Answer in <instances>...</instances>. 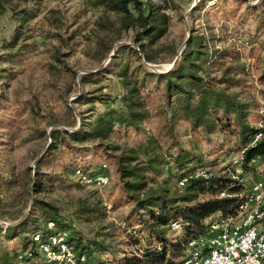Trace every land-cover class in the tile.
Instances as JSON below:
<instances>
[{
	"label": "rangeland",
	"instance_id": "obj_1",
	"mask_svg": "<svg viewBox=\"0 0 264 264\" xmlns=\"http://www.w3.org/2000/svg\"><path fill=\"white\" fill-rule=\"evenodd\" d=\"M94 1L0 0V264H17L16 253L32 248L27 242L30 233L43 231L50 215L58 220L56 232L65 230L89 251H105L95 252L90 264H126L130 259L132 264H149L143 257L145 247L150 243L149 249L161 248L142 224L147 212H135L134 201L123 192L125 180L118 165L119 157L132 156L136 149L138 162L121 167L156 168L148 161L157 157L156 146L148 157L138 146L153 137L165 149L159 81H146L142 97L151 117L142 132L116 127L106 139L81 145L68 144L63 137L57 143L51 139L54 129L76 131L108 106L120 107L125 85L117 71L124 62L107 65L120 45H129L138 54L125 60L128 74L140 62L146 64L144 54L155 71L165 72L189 37H203L204 51L212 55L206 71L216 81H234L217 87L236 95L246 107L245 121L261 130L258 134L264 139V0H196V4L142 0L145 12L168 3L174 7L165 10L170 17L166 34L143 52L133 42V29L125 28L117 14L94 8ZM194 4L198 11L189 17ZM22 10L36 16L23 21ZM109 45L113 49H107ZM102 69L106 70L97 74ZM179 141L190 152L186 168L169 163L160 175L146 173L136 181L143 187L131 196L179 198L185 190L177 187L178 177L194 167L209 169L214 178L238 182L242 194L256 179L264 180V160L254 163L253 171L242 172V146L234 134L182 136ZM76 168L104 172L109 184L82 185L74 177ZM169 227L162 229L167 263L182 264L186 253L182 231L174 233ZM8 229L13 232L7 233Z\"/></svg>",
	"mask_w": 264,
	"mask_h": 264
},
{
	"label": "trees",
	"instance_id": "obj_2",
	"mask_svg": "<svg viewBox=\"0 0 264 264\" xmlns=\"http://www.w3.org/2000/svg\"><path fill=\"white\" fill-rule=\"evenodd\" d=\"M92 6L102 7L120 16L124 20L125 28L133 29V42L139 45L138 48L142 52L148 45L154 44L166 34L170 17L165 10L174 9L168 3L163 6L149 7L145 12V3L142 0H95ZM196 11L198 9H193L189 17H195ZM21 14H23V21L34 19L36 16L27 10H22ZM110 47L112 45H109L107 49ZM204 47L203 37L192 35L186 41L178 60L171 69L165 72L155 71L151 64H148L151 59L144 54L146 64L139 60V66L130 74H128L129 68L125 60L129 56H138L137 52L126 44L116 47L107 65L111 67L124 62L123 67L117 71V77L125 85V92L119 100L120 107L112 109L108 106L104 112L96 116L92 123H85L76 131L54 129L51 133L54 143L63 137L68 144L81 145L87 141L106 139L116 127L142 132L144 123L151 117L142 97L146 81L156 80L161 83L164 101L160 113L163 114L161 115L164 117V125L160 131V137L164 140L165 149L158 139L153 137H149L146 143L138 146V151L142 152L144 157H148L152 153L151 148L156 146L155 151H159L157 157L153 156L148 159L149 162L156 164V168L151 169L147 165L146 169L135 166L121 167L123 163L138 162V155L135 156L136 149L131 151L132 156L118 159L119 173L121 179L125 180L123 181V192L131 201H134L135 212H147L148 219L142 224L148 235L154 236L155 241L161 244V248L149 249L150 243L145 247L143 257L149 264H168L167 244L163 239L162 229L169 226L171 222L180 223L185 245L188 239L205 233L206 219L215 214L234 215L243 201L238 182L213 176L208 180L190 181L185 188L181 189L185 190L184 195L170 201L153 196L138 199L130 195V193L141 190L143 185L136 181L144 179L146 173L160 175L161 168L169 163H173L180 169L186 168L191 156L190 152L182 147L180 137L195 135L207 137L229 132L237 136L242 146L240 165L242 172L253 171L255 166L253 164L264 160V139L253 143L254 137L262 131L245 121L246 107L238 101L236 95L229 94L226 88L217 87L220 84L232 85L234 81L223 78L216 81L210 77L205 67L211 66L212 55L205 52ZM105 70L102 69L97 74H102ZM183 123L186 124L185 133L181 134L180 128ZM188 170L181 172L178 179ZM206 194L209 195L208 199L199 200L200 195ZM36 208L44 210L42 206H36ZM50 216L52 217L46 222L43 231L37 230L30 233L27 240L29 244H32V238L36 234L47 239L52 233L47 230V224L52 222L55 225L58 220L53 215ZM11 232L13 230H7V233ZM63 232L65 230L61 229L56 233ZM67 241L73 247L76 264H90L89 262L95 260L93 257L95 252H105L89 251L87 245H81L80 241L74 242L69 235H67ZM178 244L182 246L181 242ZM17 254L18 252L15 259ZM37 262L55 264L52 261L40 259L36 253L34 259L27 261V264ZM126 264H132V259Z\"/></svg>",
	"mask_w": 264,
	"mask_h": 264
},
{
	"label": "built area",
	"instance_id": "obj_3",
	"mask_svg": "<svg viewBox=\"0 0 264 264\" xmlns=\"http://www.w3.org/2000/svg\"><path fill=\"white\" fill-rule=\"evenodd\" d=\"M261 138L262 135L258 134L254 141ZM212 176L209 169L194 167L177 180V187L183 189L190 181L208 180ZM74 177L85 186L102 188L109 184V176L104 172L92 173L76 168ZM263 222L264 180L256 179L243 193V201L234 215L209 217L205 233L187 240L182 264H264ZM169 226L172 232H181L178 221L171 222ZM54 228V223L47 224V230L52 232L47 239L34 235L32 248L17 254V264H27L34 259L35 253L55 264H76L67 234L56 233Z\"/></svg>",
	"mask_w": 264,
	"mask_h": 264
},
{
	"label": "water",
	"instance_id": "obj_4",
	"mask_svg": "<svg viewBox=\"0 0 264 264\" xmlns=\"http://www.w3.org/2000/svg\"><path fill=\"white\" fill-rule=\"evenodd\" d=\"M195 4H196V0H195ZM195 4L191 7V10L194 8ZM182 48H183V47H182ZM181 50H182V49H181ZM181 50L179 51L178 56L180 55ZM111 56H112V55H111ZM178 56L176 57L175 61L172 63V65L170 66L169 69H171V68L174 66V64H175L176 61L178 60ZM169 69H168V70H169Z\"/></svg>",
	"mask_w": 264,
	"mask_h": 264
}]
</instances>
